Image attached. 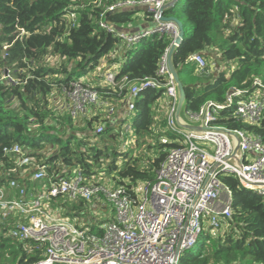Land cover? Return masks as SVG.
Listing matches in <instances>:
<instances>
[{"label":"trees","instance_id":"obj_1","mask_svg":"<svg viewBox=\"0 0 264 264\" xmlns=\"http://www.w3.org/2000/svg\"><path fill=\"white\" fill-rule=\"evenodd\" d=\"M117 1L0 0V70H8L15 81H0V185L19 177L15 158L3 149L20 143L31 150L33 159L49 166L48 176L78 169L95 181L106 172L108 184L124 186L137 200L138 188L154 183L170 150L182 144L181 136L166 130L167 105L160 104L169 78L159 74V65L173 38L153 35L116 53L118 39L100 27L99 19ZM71 14L77 16L75 25ZM166 14L178 17L184 27L175 53L186 90L184 113L198 112L210 101L224 103L231 90L251 89L257 77L264 83V0H179ZM149 17L147 12L145 19ZM105 19L118 28L132 24L135 29L143 21L134 9L108 12ZM197 53L207 61L217 58L214 70H199L190 59ZM111 71L115 84L106 81ZM146 79L161 85L143 87ZM76 81L121 106L130 88L138 85L136 108L121 119L99 110L75 117L68 94ZM55 95L61 97L59 106L66 114L51 108ZM231 115L224 111L217 123L253 133L264 142V119L251 125ZM99 125L104 129L97 133ZM220 178L232 191V217L215 236L205 231L198 249L185 251L180 264H264V197L244 188L234 175ZM102 201L103 205L58 198L52 203L77 224L87 222L95 203L102 205V213L109 205L110 215L101 214V219L86 224L90 233L103 235L100 224L113 220L115 209L105 197ZM1 215L0 264L39 261L42 248L14 238L12 222Z\"/></svg>","mask_w":264,"mask_h":264},{"label":"built area","instance_id":"obj_2","mask_svg":"<svg viewBox=\"0 0 264 264\" xmlns=\"http://www.w3.org/2000/svg\"><path fill=\"white\" fill-rule=\"evenodd\" d=\"M172 2L118 0L101 13L99 25L118 39L116 53L153 35H168L174 40L179 34L178 25L161 19L163 8ZM138 7H147L150 13L146 20L147 12L138 11L143 20L139 28L132 24L118 28L105 19L108 12ZM70 21L75 25L76 14L70 15ZM169 47L159 65V74L169 78L165 85V96L170 102L166 130L181 136L183 142L170 150L156 181L138 188L137 200L124 186H107L98 176L92 181L78 169L65 168L54 177L48 176L49 166L33 159L28 147L20 143L4 147V153L15 158L21 171L18 179L0 185V213L12 222L10 232L14 238L36 242L42 248V258L32 264H180L185 251H193L196 246L198 249L205 231L225 229L232 217V191L221 175H234L244 188L264 197V142L253 133L217 123L226 111L251 125L260 124L264 119L263 81L257 77L251 89L231 90L224 103L210 101L198 112L184 113L192 124L232 131L240 140V150L234 156L235 138L227 132L190 131L178 125L177 89L167 67ZM190 59L202 71L213 70L215 65L200 53ZM5 79L15 82L8 70L0 72V81ZM106 81L115 84L112 71L107 73ZM160 85L152 79L143 82V87ZM140 90L138 85L130 88L127 108L120 113L117 103L102 100L96 90L76 81L68 94L69 110L73 116L80 117L96 108L121 119L128 115V110H135ZM103 129L99 125L97 133ZM102 197L115 209V218L100 224L103 235L90 233L86 227L89 222L85 220L77 224L63 217L52 203L58 198L100 202ZM101 204L95 203L94 208Z\"/></svg>","mask_w":264,"mask_h":264},{"label":"water","instance_id":"obj_3","mask_svg":"<svg viewBox=\"0 0 264 264\" xmlns=\"http://www.w3.org/2000/svg\"><path fill=\"white\" fill-rule=\"evenodd\" d=\"M178 2H179V0H173L172 3H170L166 7H164L163 8V15L161 16L162 20L174 21L179 27V34L171 43L169 50H168V53H167V67L169 70V74H170L171 78L173 79L175 86H176V89H177L178 101H177V109H176V114H175L176 121L180 127L187 129V130H190V131L221 130V131L227 132L231 137L235 138V150H234V154H233L235 156L240 150V140L232 131H229V130H226L223 128H220V129L207 128L201 124H198V125L192 124L189 121H187L185 116H184V107H185V102H186V90H185L184 84L182 83V81L180 79L178 68H177V65L175 63V53H176L178 47L180 46V44L183 40V37H184V27H183L181 20L178 17H176L174 15H170V16L165 15L169 9L175 8V6L178 5ZM135 10L136 11H143V12L148 11L147 7H138ZM3 52H5V51H3Z\"/></svg>","mask_w":264,"mask_h":264},{"label":"rangeland","instance_id":"obj_4","mask_svg":"<svg viewBox=\"0 0 264 264\" xmlns=\"http://www.w3.org/2000/svg\"><path fill=\"white\" fill-rule=\"evenodd\" d=\"M6 49H7V47L6 46H4L3 47V51H6ZM3 53H5V52H3ZM211 59V58H210ZM212 60V59H211ZM211 60H209L208 59V62H213V60L211 61ZM215 64V63H214ZM4 70H0V72L1 73H4L3 72ZM85 79V81H87L88 79H86V78H84ZM53 98V97H52ZM63 105V101H62V99H61V97H59L58 95H55L54 96V99H53V103H52V105H50L51 106V108H53V109H55L54 107L56 106V107H58L62 112H60L59 114H61V115H63V114H66L65 113V111H66V109H63V107L62 106H59V105ZM160 104L161 105H167V108L165 109V113H166V115H167V113H168V111H169V108H170V102H169V99L166 97V96H164L162 99H161V102H160ZM55 110H57V109H55ZM133 118H134V115L133 114H131L130 115V117L128 118V124H129V126H131V124H132V122H133ZM45 150H48V148L47 149H45ZM52 150H55V149H52ZM45 153H47V151H45ZM48 153H49V150H48ZM120 165L122 166L123 165V161H121L120 160ZM106 177V172H103V173H101V174H99L98 175V177L97 178H99L98 180L100 181V182H103L104 180H106L107 178H105ZM101 179V180H100ZM105 182V184L107 185V186H109V184L107 183L108 182V180H106V181H104ZM103 182V183H104ZM112 185V182L110 183V186ZM144 185V184H143ZM113 186V185H112ZM111 186V187H112ZM102 201V200H101ZM102 208L99 206V207H96V208H94L93 209V212L92 213H90V215L89 216H87V222H95L97 219H101L102 218V215H104V214H108V215H110V212H111V209H110V206L108 205V210L107 211H104V213H102V210H101ZM102 214V215H101ZM212 233H214V234H212ZM211 234H212V236H215L216 234H217V231L216 230H214L213 232H212ZM197 247V246H196ZM196 247H194V249H193V252H195L196 250H197V248Z\"/></svg>","mask_w":264,"mask_h":264},{"label":"crops","instance_id":"obj_5","mask_svg":"<svg viewBox=\"0 0 264 264\" xmlns=\"http://www.w3.org/2000/svg\"><path fill=\"white\" fill-rule=\"evenodd\" d=\"M213 55V54H212ZM213 59V61H216V59L217 58H212ZM215 63V62H214ZM217 66V64L215 63V65H214V68ZM214 68H213V70H214ZM117 108H118V112H120V113H122L124 110H125V108H127V105H125L124 104V106H121L120 104H117ZM94 110H97L96 108L94 109ZM98 111V110H97ZM96 111V112H97ZM120 115V114H119ZM120 116H122V115H120Z\"/></svg>","mask_w":264,"mask_h":264},{"label":"bare ground","instance_id":"obj_6","mask_svg":"<svg viewBox=\"0 0 264 264\" xmlns=\"http://www.w3.org/2000/svg\"><path fill=\"white\" fill-rule=\"evenodd\" d=\"M28 187H29V185H28ZM94 202V201H93ZM103 201H101V203H102ZM109 203V202H108ZM102 206V205H101ZM2 216V215H1ZM102 224V223H101ZM103 231V230H102ZM92 232V231H91ZM212 234H214V233H212Z\"/></svg>","mask_w":264,"mask_h":264}]
</instances>
